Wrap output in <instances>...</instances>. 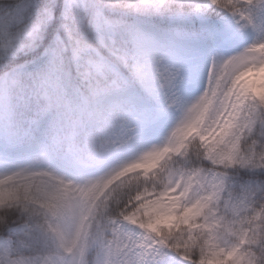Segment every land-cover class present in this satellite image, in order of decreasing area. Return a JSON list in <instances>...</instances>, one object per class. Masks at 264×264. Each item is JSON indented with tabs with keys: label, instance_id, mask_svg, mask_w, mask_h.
<instances>
[{
	"label": "snow or ice",
	"instance_id": "1",
	"mask_svg": "<svg viewBox=\"0 0 264 264\" xmlns=\"http://www.w3.org/2000/svg\"><path fill=\"white\" fill-rule=\"evenodd\" d=\"M0 264H264V0H0Z\"/></svg>",
	"mask_w": 264,
	"mask_h": 264
}]
</instances>
